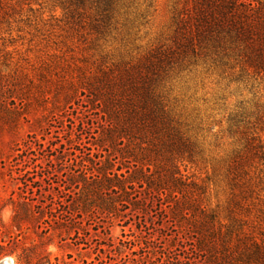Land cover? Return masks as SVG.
Listing matches in <instances>:
<instances>
[{"label":"rangeland","instance_id":"374dc122","mask_svg":"<svg viewBox=\"0 0 264 264\" xmlns=\"http://www.w3.org/2000/svg\"><path fill=\"white\" fill-rule=\"evenodd\" d=\"M187 2L115 0L102 22L90 3L1 0L0 264H221L175 218L170 189L193 190L222 232L235 218L264 220V124L250 115L253 93L230 82L214 53L162 64L158 88L186 143L180 153L174 139L163 155L135 158L128 139H109L103 101L88 89L175 49ZM244 109L247 123L233 125ZM167 157L182 184L168 177ZM150 173L166 174L168 189L149 188Z\"/></svg>","mask_w":264,"mask_h":264},{"label":"trees","instance_id":"16d2710c","mask_svg":"<svg viewBox=\"0 0 264 264\" xmlns=\"http://www.w3.org/2000/svg\"><path fill=\"white\" fill-rule=\"evenodd\" d=\"M115 0H71V5L94 4L101 21L108 20ZM1 2V0H0ZM175 49L171 47L151 53L141 67H130L115 73H104L89 80L90 93L102 99L106 121L110 128L109 139L124 143V138L140 152L138 160L163 155L170 151L177 139L175 149L180 153L186 147L179 128L171 116L168 105L158 88L162 64L170 61L173 54L185 55L198 51L212 52L223 61V72L230 82L244 84L253 93V108L250 115L264 124V6L256 0H189L176 20ZM102 97V98H101ZM245 110V111H244ZM236 112L230 121L238 126L247 123V109ZM255 123V121H254ZM114 133V134H113ZM115 133H117L115 135ZM254 141L255 138H252ZM251 143L252 148L256 145ZM261 147L260 145H258ZM264 158V152L263 156ZM141 158V159H142ZM164 163L171 182L182 184L178 165ZM172 159V158H171ZM251 159L249 154L239 157L237 167ZM143 167L150 171L152 160ZM154 173L146 176L149 188L168 189L165 175ZM124 176V174H121ZM167 183V182H166ZM164 192V191H161ZM170 189L174 205L168 204L175 218L189 230L196 229L204 237L199 245H207L213 261L223 264H264L263 219L246 225L245 218H235V223L223 226L215 214L206 211L193 190L179 191L180 197ZM206 237L210 241H206ZM221 241L219 249L217 241Z\"/></svg>","mask_w":264,"mask_h":264},{"label":"bare ground","instance_id":"6f19581e","mask_svg":"<svg viewBox=\"0 0 264 264\" xmlns=\"http://www.w3.org/2000/svg\"><path fill=\"white\" fill-rule=\"evenodd\" d=\"M3 264H7V262L4 261Z\"/></svg>","mask_w":264,"mask_h":264}]
</instances>
